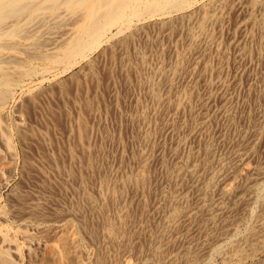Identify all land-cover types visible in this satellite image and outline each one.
Segmentation results:
<instances>
[{"label":"rangeland","instance_id":"374dc122","mask_svg":"<svg viewBox=\"0 0 264 264\" xmlns=\"http://www.w3.org/2000/svg\"><path fill=\"white\" fill-rule=\"evenodd\" d=\"M56 13H61L58 15L59 19L58 17L55 19L47 18L46 27L34 28V32H36L30 33L32 36L24 41L26 44L24 47L16 46L12 51L0 54V56L5 55L3 57L16 62L15 64L18 65L11 63L10 72L20 74L27 70L21 76L18 87L13 89L11 99L5 103L6 106L3 105L5 106L2 109L3 114L0 115V129L1 131L3 129L1 133L7 132V136L10 135V144L13 146H10L12 149V152L11 149L9 150L12 153L10 156V152H5L0 143V150L1 152L4 151L6 162L11 168L10 171H7V175L5 174L4 185L0 187V211L6 212L4 213L6 222L0 221V227L7 232L8 236L15 238L16 243L21 246L26 241L22 234L35 236L44 244L41 250V255L44 257L53 252L57 238L64 235L65 222L70 220L69 218V220L66 219L65 210L64 213L61 212L63 214L60 213V216L54 215L53 210H59L58 208L63 206L61 204L71 198L69 189L72 185L74 186V183L70 187L64 186L62 184L64 176L60 177L59 173L58 175L53 171L52 166L56 163L68 166L66 151L67 153L72 151L76 158L81 157L80 152L74 147L75 134L73 132V126L81 114L79 110L81 108L85 122L91 130L88 143L91 148L94 147L92 148L95 150L94 152L100 149L99 153L102 155L100 160L103 162V166H99L108 167L106 170L109 177L116 178L120 175L136 172L139 164L135 160L137 159L135 156L141 155V152L151 176H149L151 188L158 192L157 194L156 192L147 194L142 190L133 191L130 188L124 191L123 204L126 205L125 210L127 212L130 209V232H133L130 234L132 238L130 237L128 250L122 249L118 253L109 252L110 257L116 256L115 264H142L143 262L144 264H160L156 261L157 255L145 257L146 252L142 248L147 241V231L149 229L151 231V226L158 223L162 216L163 206H165L164 197L174 189L173 187L179 192L177 196L180 203L187 200L189 204L193 202L191 203L190 216L199 217L200 207H208L210 214L204 217L206 226L215 223L218 225L226 218L228 222H231L227 229L231 230L230 233H232L244 216V209L242 211L237 210L235 208L239 209V204L235 205L236 207L233 205L239 203L238 200L250 201V193L243 189L244 185L247 184L245 176L249 170L258 164L264 168V124L262 120L264 111V95H262L264 92L262 90L264 24L261 26L263 30L261 31V28L258 27L259 7L251 8L248 0H196V4L189 9L186 8L183 11H177V13L170 12L171 14L167 13L146 20L142 19V22L132 23L133 26L128 27L129 29L126 28L122 31L123 33L121 32L112 39L107 40L105 37L100 47L87 53L86 59H78L75 63L72 62L71 66H68L67 62L54 63L43 59H39V61H37L38 59L30 60L27 57L29 53L26 51H32L29 50L31 43L34 44L45 37L50 46L38 47L42 48V54L49 53L53 56L55 55L53 53L61 49L57 48H59V43L64 42V39L69 35V28L72 29L77 23L75 21H77L78 15L72 14L71 16V13H67L66 10L64 12L63 6L56 9ZM205 14L210 15V18L206 19L204 33L200 35L199 32L195 31L194 39L193 37L192 40L186 38V29L194 28L195 24L203 21ZM72 19H74V23ZM54 23L60 25L54 27ZM70 23L73 24L67 26ZM47 28L49 32L45 31ZM43 29L45 33L42 32ZM115 30L116 27L111 28L108 36L115 35ZM60 31L62 33H59ZM53 33L55 34L53 35ZM131 35L133 36L130 37ZM33 36L35 37L32 38ZM47 36L48 39H46ZM37 37L39 40L36 39ZM124 39H127L126 43L121 44L120 42ZM9 40L8 42L13 41ZM51 47L56 51H52L54 49H50ZM140 55L145 58V64L142 67L138 61ZM179 58L183 62L176 68V65L172 64ZM163 71H165L164 74ZM145 77L149 79L152 77L150 79L151 84L159 89L162 99L165 97L177 98L183 95L182 104L188 103L192 106L195 117L194 123L190 122L187 114L174 113L173 110L162 111L164 110V100L154 106L147 104L145 97L148 87L147 83H144V79L148 78ZM163 77L168 78L167 82L166 78L163 79ZM138 103H146L150 121L148 126H139L133 121L136 116L135 110H140ZM91 108V112L86 111L91 110ZM159 112L162 113L160 116ZM17 117L21 118L24 128L33 130V136L29 137L31 134L27 132L30 135L26 136L23 142H19L14 137L16 133L14 121ZM227 120L228 122L231 120V122L228 124ZM249 122L254 125L251 126ZM145 131L149 136L147 142L143 143L141 141L143 137L140 136ZM13 132H15L14 135ZM205 137L211 142V164L216 171L221 173H218L219 176L214 180V185L203 193L205 196H200L199 192L203 184L201 180L204 181L205 179L202 171L194 180L183 179V183L178 184L180 187L174 186L172 179L163 173L160 160L167 161L176 169L182 168L189 152L194 154L200 152L199 146ZM138 139L139 141H137ZM25 142L26 144H23ZM239 148L243 151H239ZM233 149L235 153L232 151ZM173 150L176 152L175 155H171ZM236 154L238 157H235ZM25 155L28 159L27 162L26 159L23 160ZM26 163H30V165ZM49 164L50 166H48ZM61 164L58 165L63 166ZM24 165H28V168H25ZM223 168L225 169L223 170ZM91 182L89 185L91 191L89 189L88 194L97 191L98 182L94 180ZM56 188L60 189L61 192ZM63 188L66 190L64 191ZM13 194H25L28 195L29 199V195H31L40 199L41 202L46 200L45 215L48 212L47 221L46 219L36 221L38 227L32 224L25 225L22 222L25 219L22 218L24 217L23 214H18V217L13 213L18 208L13 199ZM56 196L60 198L56 199ZM57 200L61 203L59 204ZM62 201L64 202L62 203ZM29 202L31 203L29 200L22 205L25 212L28 210ZM141 208L142 210H140ZM199 227L196 222L184 218L176 227L177 230L167 234L165 242L171 245L169 259L180 255L184 249H192L200 245L204 249V245L210 242L207 239L212 240L219 237L217 233H211V238L210 236L207 238ZM15 234L19 238L15 237ZM78 238L81 248H84L83 250L88 249L96 254L101 249L100 247L105 244V240H101L100 243L90 242L83 232L78 234ZM49 246L50 249H48ZM263 247V242L258 243L257 248L259 249L250 259L243 260V263L264 264ZM261 248L263 249L261 250ZM243 249L244 257L248 254L250 256L251 250L247 247ZM227 255L223 251L212 257L211 264H227ZM23 259L18 264H26ZM81 260L83 264H90V261L85 257H82Z\"/></svg>","mask_w":264,"mask_h":264},{"label":"bare ground","instance_id":"6f19581e","mask_svg":"<svg viewBox=\"0 0 264 264\" xmlns=\"http://www.w3.org/2000/svg\"><path fill=\"white\" fill-rule=\"evenodd\" d=\"M248 1L250 3L251 8L252 7L253 8L259 7V9H260V20L258 22V27H260L261 28L260 30L263 31L261 26L264 24V2H263V0H248ZM195 4H196V0H0V54H4L5 52L12 51L14 48H16V46H23L24 47L26 45V44H24V41L28 40L30 38V36H32V35H30V33L34 32V30H35L34 28H36V27L41 28V27L45 26V24H47V22H48L47 18H50V19L54 18L55 19L58 17V15L61 14V13H56V9H58L60 6H63L64 12L66 10L67 13H71V16H72V14L73 15L77 14L78 19H77V21H75L77 23L74 25V27L72 29L69 28L68 32H70V33L66 39L63 38L65 40L64 42L59 43V48L54 46V48H57V49L61 48V49L59 51L57 50L58 52L53 53V54H55V55L52 54L53 56H51V54L49 55V53L42 54V51H41L42 48L44 46L49 45V42H46L47 40H45V37L43 40L41 39V41H38L34 44L31 43L29 45L30 46L29 50L30 51L32 50V51L31 52L26 51L27 53H29V55L27 57H29L30 60L31 59L32 60L38 59L37 61H39V59H41V60L43 59V60H46L48 62H54V63L67 62L68 66H71L70 64L72 62L75 63L76 61H78V59H80V60L83 58L86 59L87 53L93 52L95 49L100 47V45L103 42L105 37H107L106 38L107 40L112 39L113 37L120 34L123 30L130 27L132 25V23L137 22V21L142 22V19L146 20V19L156 17V16H161V15L163 16V15L170 13V12L177 13V11H181V10L183 11V9H186V8L189 9V7H191L192 5H195ZM168 16H169V14H168ZM207 18H210V15L209 16L206 15L204 17L203 21H200L198 23L196 22L197 24H195V26L193 25L194 28L190 27L189 29H186L187 30L186 38H190V40H192L191 38L193 37V39H194V37H195L194 32L195 31L199 32L200 35L202 33H204L205 23L207 21L206 20ZM58 19H59V17H58ZM61 20H62V18H61ZM72 21L74 23V19H72ZM50 23H48V24H50ZM67 23H68V21H67ZM72 24L71 23L67 24V26L72 25ZM50 25H49V30L51 28ZM53 25L55 27V26L60 25V24L56 23V25H55V23H54ZM61 25H63V24H61ZM64 27H65V25H64ZM114 27H116L115 35L111 34L108 36V34L110 33V29L114 28ZM49 30L47 28V30H45V31L49 32ZM261 31H260V33H261ZM42 32H44V29ZM59 33H62V32L60 31ZM48 34H46V35H48ZM54 34L55 33H53V35ZM33 35H35V34H33ZM40 35L42 36V34H40ZM46 35H44V36H46ZM206 35H208V34L206 33ZM206 35H204V36H206ZM132 36L133 35H131L130 37H132ZM34 37L35 36H33L32 38H34ZM38 38L39 37H37L36 39H38ZM9 39H11L13 41L8 42ZM46 39H48V36ZM62 40H60V41H62ZM126 40L124 39L120 43L124 44V43H126ZM52 43H53V41H52ZM56 44H58V43H56ZM38 46H40L42 48L40 49V47H38ZM54 48L51 47L50 49H54ZM49 51H51V50H49ZM52 51H56V49H54ZM57 53H58V55H56ZM185 54H187V53H185ZM3 56H5V55L0 56V115L3 114L2 109H4V107L6 106L5 103H7L11 99L13 89L17 85H19V82H21L20 81L21 76H23L25 71L27 72V70H25L24 73L21 72L22 74L21 73L16 74V73L10 72L9 71L10 64L13 63L14 65H16L15 64L16 62L11 61L10 59L3 57ZM140 56L139 57L137 56V57L139 59L138 60L139 64L142 67V65L145 64L144 63L145 58L142 56L140 57ZM58 57H61V58H58ZM182 62H183V60L181 58H179V59H177V61H174V63L172 65L175 64L176 65L175 67L177 68V66L182 64ZM16 66H18V65H16ZM217 68H218V66H217ZM89 69L91 72L92 63L90 64ZM144 70H145V66H144ZM169 70H171V68ZM159 73H160V71H159ZM164 73H165V71H163V74ZM157 74H158V72H157ZM158 75H160V74H158ZM145 78H148V77H145ZM165 78L163 77V79H165ZM150 79L149 78L144 79L145 82L143 80L144 83H147V87H148L147 94L145 97V101L147 102V104L149 103V104H152L154 106V105H158L159 103H161L162 102L161 100H164V102H163L164 110H162V111L173 110L174 113L179 112V113L187 114L190 122L194 123L195 117H194V114H193V111L191 108L192 106H190L188 103L182 104L183 95H181L180 97H177L178 99L177 98H171V97H165L164 99H162V96H161V93L159 92V89L154 87L153 84H151ZM167 79L168 78H166V82H167ZM262 86H263L262 90L264 91V78H262ZM262 95H264V92L262 93ZM85 100H83V101L85 102ZM90 103H92V102H90ZM142 103H143V101H142ZM142 103L141 104L138 103L140 110H135L136 116L134 117L133 121L135 123H137L139 126H141V125L148 126L150 124V121L148 119V113L149 112L147 113L148 110H147V107L145 105L146 103L145 104H142ZM4 104H5V106H3ZM138 106H137V108H138ZM82 107H84V106H82ZM161 107H162V105H161ZM86 109H88V108H86ZM79 110H80L81 114L76 119L75 126H73L74 127L73 132L75 134V136H74L75 137L74 147H76L75 150H78L80 152L81 157L76 158L72 151H68V153L66 151V154L68 156V166L66 164L63 165L61 163H58V164H61L63 166H59L57 163L54 164V166H52L54 168L53 171H55L57 174L59 173L60 177L64 176L63 183H62L64 186L70 187L74 183V186L73 185L71 186L72 188L73 187L74 188L72 189L70 187V189H72L71 191L69 189V192H71V198L68 197L70 199L69 200L67 199L66 202L62 201V203L64 202L63 204H61L63 206H61V208L57 207L59 210H53L54 211L53 214L56 216H60V213L61 212L64 213V210H65V213L67 216L66 219L67 220L70 219L69 221L65 222V227L63 228L64 235L63 236L60 235L59 238H57V242H56L57 244L54 247L53 252H51V254L49 256L44 257L41 255L42 254L41 250H42V247L44 244H42L39 239L35 238V236L33 237V235L22 234L25 237L26 241L21 246V245H19V243L18 244L16 243L15 238H13L12 236L11 237L8 236L6 234L7 232H5V230L0 227V264H18V262L20 263V261L23 258H24L23 261H25L26 264H45V263H47V264H49V263L50 264H83L82 260H81L82 257L83 258L85 257L88 261H90V264H115L116 256L110 257L109 252L113 251L114 253L115 252L118 253L122 249H127L128 246L130 245V242H129L130 237H131L130 234L133 232V231L130 232L131 231L130 230V224H131L130 213L131 212H130V209H129L130 213L125 210L126 205L123 204V197H124L123 194L125 193L124 191L128 188H130V190H133V191L142 190V192H145L147 194H151V193L156 192V190L151 188L150 178H149L150 175L148 173V168H147V165L145 162L146 160L144 159L143 154L140 152L141 155L138 154V156H135V157H137V159H135V160L139 164V168L136 172L120 175L119 177H116V178L109 177L107 170H106L108 167L105 168V166H104V168H102L101 166H99V165L103 166V162H101V160H100L102 158V155H100V153H99L100 149L97 150L96 152H94L95 150H92V148H94V147L91 148L89 143H88L89 132L91 130L89 129V126L85 122V119H84V116L82 113L83 111L81 110V108ZM86 111L91 112L92 108H91V110H86ZM161 112H159V116L162 114ZM4 116H5V114H4ZM18 116H19V114H18ZM260 117H261V114H260ZM15 119H16L15 120L16 122L14 121V124H15L14 129H15L16 133L13 132V135L15 133V136H14L15 139H17L19 142H23L25 140L26 136H29L30 134L31 135L29 137L33 136V130H27L26 128H24L22 120H20L21 118L19 119L17 117ZM228 120H227V122H228ZM262 120H263V124H264V111H263ZM253 121H252V123H254ZM230 122H231V120H230ZM230 122H228V124ZM252 123H250L251 126L254 125ZM3 128H4V126H3ZM167 128H169V127H167ZM178 129H179V127H178ZM2 131H3V129H2ZM2 131L0 129V143L2 144L5 152H10V151L12 152V149L10 148V146L12 145V144H10L11 143L10 137H9L10 135L7 136L8 133L6 132L7 133L6 134L5 132H3L4 133L3 134V133H1ZM27 132H29L30 134L28 135ZM10 133H12V132H10ZM34 134H35V132H34ZM37 134H38V132H37ZM39 136L40 135L38 134V137ZM148 136L149 135L146 133V131L144 133H142V135L140 136V137H143V138H141L142 139L141 141H143V143L144 142L146 143ZM11 138H12V136H11ZM137 141H139V139ZM210 143L211 142H209V140L205 137V139H203V142L199 146L200 152H198L196 154L189 152L187 154V156L185 157V161H184L182 168L176 169V168L172 167L171 165H169V163H167V161H165L163 159L160 160V165H161V168L163 169L162 170L163 173L165 174L166 177H169L172 179L174 186H178V184L181 183L183 181V179L194 180L195 178H197L198 173L202 171L203 174L205 175L204 176L205 179H204V181L201 180V183L203 182V184H202V186L200 185L202 188H200L201 194L199 192V195L205 196L203 193L207 192V189L211 188L214 185V180L217 179L219 174L221 173V172L216 171L211 164L212 163L211 162L212 150L210 147L211 146ZM23 144H26V142ZM139 144H140V142H139ZM237 144H238V142H237ZM11 147H13V146H11ZM232 151H234V149ZM239 151H243V149L240 150V148H239ZM3 152H1V150H0V187L4 185L5 174L7 173V171H10V169H11L9 164L6 162L7 159H5V157H4L5 155L3 154ZM11 152H10V154L8 153L10 156L12 154ZM234 153H235V151H234ZM175 154H176V152H175V150H173V152H171V155H175ZM235 157H238V155L236 154ZM207 158H209V159H207ZM25 159H26V155H25V158L23 157V160H25ZM27 160L28 159H26V162H27ZM29 160H31V159H29ZM26 164H28V163H26ZM216 164H218V163H216ZM28 165H30V163ZM24 166H26V165H24ZM27 166L25 168H28ZM48 166H50V164ZM224 169L225 168H223V170ZM226 169H227V167H226ZM57 174H56V176H57ZM202 177H203V175H202ZM252 177H254V178H252ZM60 180L61 179H59V181ZM92 180L98 182V184L96 182L97 191L93 192V193H95L94 195L92 192H91V194H90V192L88 194V190L90 189L89 185H90V183H92L91 182ZM245 181L247 182V184L244 185L243 189L250 193V196L247 194L250 197V198L248 197L250 199V201L238 200L239 203H235L233 205V206H235V205L239 204V209L236 206H235L236 207L235 209L241 210V211L244 209V214L242 213L244 216L242 215L243 217L241 219L239 218L241 222H239V225L236 227V229H234V231L232 233H230L231 230L229 231L227 229V228H229L228 226L230 225L231 222H228V220L226 218L223 219L222 222H220L218 225L214 222L215 224H213L211 226L210 225L206 226V223H205L206 220L204 221V217L207 216L208 214H210L209 213L210 211L208 212V207H203V208L200 207L201 212H199L200 213L199 217L198 216L192 217L193 215L190 216V209H191V205H192L191 203H193V202H191L189 204L187 202L188 201L187 200L183 203L182 202L180 203L179 198L177 196V193H179V192H177L176 188L173 187L174 189L171 190L164 197L165 206H163L164 210L162 209L163 213H162V216H161L159 222L157 221L158 223L153 224L154 226L151 224L152 225L151 231H150V229L148 231L146 230L148 233L146 235L147 241H146V243L144 242L145 246L143 245L144 248H142L146 252V256L144 254H142V255H144L145 257L157 255L156 261H157V263H160V264H211L212 257H214V256L220 254L221 252L225 251L226 255L228 254L227 255V258H228L227 264H244L243 260L246 261L248 258L250 259V257L253 254H255L257 249H259V248H257L258 243H261V242L264 243V168H262L261 165L258 164L255 168H253L252 170H249L245 176ZM94 184H92V185H94ZM59 185H60V182H59ZM241 185H240V187H241ZM61 187L62 186L60 185V188ZM94 187H96V186L94 185ZM178 187H180V185ZM56 189H58V188H56ZM243 189H242V192H243ZM44 190H46V189H44ZM58 190H60V189H58ZM63 190L65 191L66 189L63 188ZM93 190H96V189H93ZM90 191H91V189H90ZM158 191H160V190L158 189ZM60 192H61V190H60ZM157 193L158 192H156V194ZM67 194H68V192H67ZM50 195H51V193H50ZM12 196L14 197L13 199L16 203V206L18 207L16 210H14L13 213L15 215H17L18 217H19L18 214H23L24 217H22V218H25V219L22 220V222L25 225H27V224L36 225V221H38V220L43 221L44 219H46V221H47L46 215H48L47 214L48 212H46V215H45V209L47 206L46 200H43V202H41L40 199L34 198L31 195H29L30 196V199H29L28 195H25V194L24 195H20V194L14 195L13 194ZM59 196H60V194H59ZM69 196H70V194H69ZM59 198L57 197L56 199H59ZM34 199H35V201H34ZM29 200L31 201V203L29 202L30 204L28 205V210L25 212L24 211L25 209L22 207V205H24V203L28 202ZM50 200H51V198H50ZM61 200H62V198L60 199V201ZM53 202H51V203H53ZM60 203L61 202H59V204ZM143 204H145V203H143ZM139 205H140V203H139ZM52 206H50V207H52ZM64 207H66V208H64ZM54 208H56V207H54ZM14 209H15V207H14ZM140 210H142V208ZM4 213H6V212H4ZM4 213H3V211H0V221L1 222H6V216L4 215ZM63 213H61V214H63ZM54 215H53V217H54ZM146 215H147V213H146ZM184 218H188V219H190V221H192L194 223L196 222L197 225L199 224V226H200L199 228H200L201 232L204 235H206L207 238H208V236L211 235V233L212 234L217 233L219 237H216V239H212V240L207 239L210 242H208L207 245H204V247H205L204 249L201 247L202 245L196 246V247L192 245L195 248L184 249V251H182V253L180 252L181 253L180 255L175 256L173 259H169L171 245H169V244H167V242H165L166 236L169 232H171L175 229L177 230L176 227L178 226V224L180 222H182V220ZM237 218H238V216H237ZM234 222H235V219H234ZM36 226L38 227V225H36ZM6 231H7V229H6ZM82 232L87 237V239L90 240V242L94 241V242L100 243L101 240H105V244L100 247L101 249L98 251L97 254L90 252V250H88V249L83 250L84 249L83 247L81 248V243H80V240L78 238V234L82 233ZM55 235H54V237H55ZM134 235H136V234H134ZM211 236H210V238H211ZM15 237H18V235L15 234ZM89 240H86V241H89ZM82 242H83V240H82ZM128 242H129V244H128ZM239 242H241V244H239ZM173 244H174V242H173ZM92 246H94V245H92ZM244 247H247L251 250L252 253L250 254V256L248 254V256L246 255L244 257V252H243ZM263 248H261V250ZM48 249H50V246ZM250 250H249V253H250ZM110 254H112V253H110ZM84 262H87V261H84ZM260 263H262V262H260ZM142 264H144V262Z\"/></svg>","mask_w":264,"mask_h":264}]
</instances>
